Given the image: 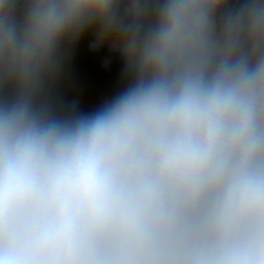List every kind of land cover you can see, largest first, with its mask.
<instances>
[{
	"label": "clouds",
	"instance_id": "clouds-1",
	"mask_svg": "<svg viewBox=\"0 0 264 264\" xmlns=\"http://www.w3.org/2000/svg\"><path fill=\"white\" fill-rule=\"evenodd\" d=\"M0 264H264V0H0Z\"/></svg>",
	"mask_w": 264,
	"mask_h": 264
},
{
	"label": "rangeland",
	"instance_id": "rangeland-1",
	"mask_svg": "<svg viewBox=\"0 0 264 264\" xmlns=\"http://www.w3.org/2000/svg\"><path fill=\"white\" fill-rule=\"evenodd\" d=\"M87 46V43L82 44L77 54ZM75 67L79 69L83 78L81 84L77 82V85L71 86L79 89V92L71 90L72 93L76 92L79 95V97L74 96L71 100L76 101L84 111L95 109L120 86L118 65L113 63L111 67L107 64L102 66L101 58L91 51L85 57L80 58ZM89 88L92 89V92H88Z\"/></svg>",
	"mask_w": 264,
	"mask_h": 264
},
{
	"label": "crops",
	"instance_id": "crops-1",
	"mask_svg": "<svg viewBox=\"0 0 264 264\" xmlns=\"http://www.w3.org/2000/svg\"><path fill=\"white\" fill-rule=\"evenodd\" d=\"M89 47L87 46L85 49H83L81 52H79L78 54L75 55L74 59L68 64V66L66 67V69L68 71H70L73 76L75 77V85H77V82H79L78 84H81L82 82V78H83V75L81 73H79V69H77L75 67L76 63L79 61L80 58L82 57H85V55L89 52ZM71 90H76L77 92H79V89H75L74 87H71ZM88 92H92V89L89 88V91ZM76 92H73L71 93L68 98L69 99H72L74 96L76 97ZM79 97V95H77ZM77 97V99H78Z\"/></svg>",
	"mask_w": 264,
	"mask_h": 264
},
{
	"label": "trees",
	"instance_id": "trees-1",
	"mask_svg": "<svg viewBox=\"0 0 264 264\" xmlns=\"http://www.w3.org/2000/svg\"><path fill=\"white\" fill-rule=\"evenodd\" d=\"M74 83H75V77L70 71L65 69L61 76V88L67 97L72 93L71 86Z\"/></svg>",
	"mask_w": 264,
	"mask_h": 264
}]
</instances>
